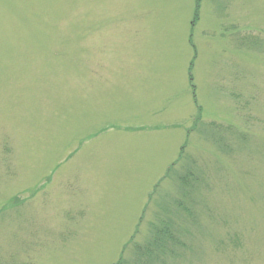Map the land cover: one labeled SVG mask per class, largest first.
<instances>
[{"label": "rangeland", "instance_id": "rangeland-1", "mask_svg": "<svg viewBox=\"0 0 264 264\" xmlns=\"http://www.w3.org/2000/svg\"><path fill=\"white\" fill-rule=\"evenodd\" d=\"M158 216L169 264H264V0H0V256L115 264Z\"/></svg>", "mask_w": 264, "mask_h": 264}, {"label": "trees", "instance_id": "trees-1", "mask_svg": "<svg viewBox=\"0 0 264 264\" xmlns=\"http://www.w3.org/2000/svg\"><path fill=\"white\" fill-rule=\"evenodd\" d=\"M200 1L198 0V3ZM188 181L181 184L183 186L187 185L186 188H183L186 194L188 193V187L191 185V183L186 184ZM184 210L191 217L193 216V211L190 212V208L184 207ZM183 237L181 228L174 219L158 216V224L152 225L150 238L145 243L138 244L134 241V236L125 246L122 257L115 264H169L180 255V249L185 246ZM0 264L16 263L13 262L12 258L5 259L0 256ZM18 264L32 263L19 262Z\"/></svg>", "mask_w": 264, "mask_h": 264}]
</instances>
